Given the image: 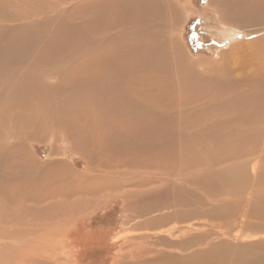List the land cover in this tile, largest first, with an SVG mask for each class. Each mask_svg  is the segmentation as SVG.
Wrapping results in <instances>:
<instances>
[{
    "label": "rangeland",
    "instance_id": "obj_1",
    "mask_svg": "<svg viewBox=\"0 0 264 264\" xmlns=\"http://www.w3.org/2000/svg\"><path fill=\"white\" fill-rule=\"evenodd\" d=\"M1 1L2 4L6 2L9 5H6L7 9L4 11L0 8V11L6 13H0L2 21L0 34H3L0 38L2 55H0V72L3 70L2 73H6V75L0 74V85L7 80L10 81L12 72H16L14 71L16 68L34 70L40 79L43 77L41 83L54 86L51 91L52 103L60 111L69 109L71 117L75 112L77 116L73 118H78L79 110L82 112L91 107L95 101L99 102V94L103 92L96 91L93 94L90 87H84L82 79L76 78L74 81L68 74L60 81L61 72L54 71V65L50 68L54 71L51 74L49 66H45V69L40 66V62L29 59L34 58L33 56L24 55V47L26 44L39 46L45 42L47 44L54 42L56 48L54 52L57 54L58 51L62 53L71 50L74 48L73 40L80 36L68 30V22L82 18L86 13H89L86 18L97 14L94 18L100 19L101 27L96 23L85 35L98 37L110 34L116 39V42L105 46L108 47L106 52L101 55L100 62L94 66L99 83L102 82L105 73L103 59L108 56L113 57L112 54L125 42L131 45L135 36L139 39L145 38L147 46H151L158 35L157 38L162 40L157 46H161L165 40L166 51L169 54L167 57L169 72L163 66L159 73L155 72L156 74L152 75L150 68L144 70V67L146 74L141 72L144 76L142 77L146 80L149 78L145 83L141 76L138 79L140 72L138 68H134V64L137 67L142 65L140 63L142 61L137 59L129 62V66L132 65V69L138 72L132 78L130 75H124L121 79L128 81L132 88L129 97L131 102L138 99L141 89H146L149 98H156L153 92H158L157 97L164 95L165 100L175 102L171 106L176 111L171 121L169 119L163 122L161 130H164L162 129L164 126L166 130L170 128L179 132L181 129L184 135L190 132L192 137L186 136L193 138L195 142L190 143L192 139L188 141L189 143L179 140V134L173 132L172 135L164 130L163 137L154 136L159 141L143 140L137 149L113 150L119 145L109 149L104 148L100 156L93 157L90 164V159L81 156L82 152L77 145L73 146L62 133L64 128L57 127L62 122L56 117L51 124L48 122L50 120L48 116L39 113L37 117L40 123L30 127L26 135L22 133L25 129L17 134L23 126L22 122H18L21 128L15 129L12 125L4 124L10 118L9 115L0 117V264H194L195 262L264 264V169H261L260 174L254 178L249 172L253 158H257L259 152L264 151V142L262 136L257 137L258 130L253 124L246 126L248 130L246 137H243V116L250 117L245 109V107L250 108L247 101L253 98L255 103L264 105V98L258 95L261 81L254 80H264V77H261L264 76V8H261L260 0L255 2L254 0H164L174 6L173 10L167 8V5L163 6L162 2L158 7L155 3L153 6L147 5L145 3L147 0H118L116 5H120L115 7L111 5V0H105L109 5L102 2L105 10L103 12L104 8L100 9L104 14L101 17H98V13L94 10L96 2L91 3L92 1L89 0L81 1V3L88 2L82 5L84 7L74 6V0H61L65 3L61 5H58V0H40L41 3L37 2L41 6L38 13L44 12L43 8L46 12L51 11L50 14H41V16L38 14L39 18H36V21H39L48 16L45 18L48 21L45 24L46 28L40 30L41 36L35 28H20L18 25L16 29L10 30V25H6L17 16L15 9H18L20 14L27 13L29 6L22 4L26 0ZM142 1L145 6L140 4ZM122 3L132 4V11L127 10L128 7H125V10ZM92 9L94 11H91ZM8 10L11 11L10 14H14H12L13 18ZM123 10L126 13H122ZM60 19L65 24L60 23ZM12 21L9 22L11 26L25 20ZM259 25V29L263 27L262 30L254 32ZM252 30L253 32L250 33L249 31ZM57 31L60 33L57 35L63 37L50 35L51 32L55 34ZM154 34L156 37L153 39ZM54 39H57V42ZM128 39L130 40L127 41ZM252 40L256 42L252 44ZM136 43L139 44L137 40ZM11 45H15V49ZM9 46L12 47V52L4 53L6 49L9 50ZM2 47H5V50ZM83 47L87 51L86 41ZM2 50L4 52H1ZM260 60L263 63H260ZM62 67H64L62 70L71 69L67 61L63 62ZM114 69L116 66L113 68L111 65L106 71L113 73ZM48 70L49 72H46ZM181 70L184 72L183 76L179 73ZM226 70L231 76L223 72ZM165 71L167 74H164ZM222 73L226 74L223 76ZM113 75L117 77L116 74ZM186 75L190 78L188 79ZM257 75H261L263 79L258 78ZM217 82L222 84L217 85ZM22 84L25 87L28 85L26 82ZM92 87L97 89L94 85ZM169 89L170 92H167ZM254 107L255 105H252L250 108L252 115L257 114L252 109ZM262 124L264 125V122ZM76 125L82 126L81 121L78 120ZM204 125L208 129L202 130ZM250 130L256 135L257 140L252 137L249 141ZM39 131L40 133L37 134ZM142 134H123L124 139H129L125 144L131 146V143ZM84 137L86 141V134ZM163 139L173 140L174 143L170 145L173 146L172 149L164 148ZM15 145L19 146L18 150ZM85 151L89 153L92 150L85 147ZM166 153L169 155L165 156ZM91 154H94V151ZM163 157L165 161L162 160L161 163L160 159ZM259 159L263 160L264 155L262 154ZM261 160L260 162L264 164V160ZM10 163H13V166ZM107 163L109 166L103 167ZM169 165L180 169L184 175V183L193 185V189L180 187V192L178 186L181 184L167 179L158 180L160 184H148V180L153 178L148 174L151 170L165 167L164 172H169L172 170ZM190 172L192 175L196 174L195 179L192 180L187 176ZM19 175L23 179H20ZM13 185L21 187L17 194L12 190ZM166 187H170L167 190L170 196L168 208L162 206L164 198L158 196ZM130 192L133 194H129ZM124 194L131 196L127 197ZM46 199H51V205H46L49 210H46L45 205L43 206ZM188 201L189 204H183ZM88 202H91L90 207H87ZM51 210L54 213L52 218L47 214ZM189 217L193 218L187 220ZM61 219H65L64 222ZM13 221L27 222V224L32 222L33 225L32 223L24 225L25 233L10 235L12 233L9 232V228L5 229L3 225ZM177 224L180 225L179 228L173 229L176 233L169 237L166 230L171 228L169 226ZM187 225H197L195 228L197 230L184 228ZM224 233L227 234V239L222 236ZM235 234L241 235L242 240L234 241L233 238L232 240L228 238L236 236ZM50 240L53 242L62 240L63 243L60 241L53 243ZM179 245H181L180 249L177 247ZM186 245L188 246L185 248ZM190 246L193 248L190 249ZM165 247L170 249V252L168 249L164 252ZM192 250L197 254L195 252L193 254Z\"/></svg>",
    "mask_w": 264,
    "mask_h": 264
},
{
    "label": "bare ground",
    "instance_id": "obj_2",
    "mask_svg": "<svg viewBox=\"0 0 264 264\" xmlns=\"http://www.w3.org/2000/svg\"><path fill=\"white\" fill-rule=\"evenodd\" d=\"M19 1V0H17ZM66 1V0H65ZM82 0H74V6H79L80 5H86V3H88L86 1V3H81ZM84 1V0H83ZM91 3H94L96 4L95 5V9L96 10L95 12L98 13V17H101L102 15H104L102 13V11H100L101 8H104L103 9V12L105 10V7L102 5V2H105L107 4V6L109 5L105 0H89ZM108 1V0H107ZM159 1V2H158ZM259 1V0H258ZM13 2V1H12ZM22 2V1H20ZM37 2H40V0H26L24 1L22 4L23 5H26V6H29V10H25L27 11V13H22L20 14L18 9H15V13H16V17L15 19H12L11 21L12 22H15L17 20H20V21H23L21 24L20 23H14L17 24L13 26H11L12 24H9V21L8 24L6 25H10L11 29H16V26H20V28H24V27H27L28 29H33L35 28L37 31L36 32H39V34L41 33L40 30H44V27L46 28V25L48 23V21L45 20V18H47L48 16H45V18L43 20H39V21H36L37 19L36 18H39L38 17V14H41L42 15H45V14H50L51 11L49 12H46V10L43 8L44 12H41V13H38V10L41 9V6L39 3ZM118 0H111V5H115L119 7V5H116L118 4ZM162 2L163 6H166L167 8H169L170 10H173L174 6H171L170 3H168L167 1H164V0H147L145 1V3L147 5H151L153 6L154 3L159 7L161 6L160 3ZM164 2V3H163ZM255 2V0H254ZM3 2L0 0V8H2L4 11L5 9H7L6 5V2H4V4H2ZM18 3V2H17ZM41 3V2H40ZM91 3H90V6H91ZM220 3V2H219ZM260 5H261V8L263 9L264 8V0H260ZM61 4H65L64 2H62L61 0H58V5H61ZM71 4V3H70ZM142 4L143 6H145V4L143 3H140ZM222 4V3H221ZM221 4H219L221 6ZM225 4V3H224ZM9 5V4H8ZM11 5V4H10ZM14 6V4H12ZM121 5L125 7H128L127 10H131V6L132 4H127V3H122ZM223 5V4H222ZM226 5H229V4H226ZM256 5V4H255ZM21 6V5H19ZM169 6V7H168ZM224 6V5H223ZM6 7V8H5ZM22 7V6H21ZM78 7V8H79ZM84 7V6H82ZM94 7V5H93ZM92 7V8H93ZM122 7V6H121ZM142 7V6H141ZM252 7V6H251ZM15 8V7H13ZM12 8V9H13ZM23 8V7H22ZM154 7H152L153 9ZM254 8V7H253ZM19 9H21L19 7ZM24 9V8H23ZM107 9V7H106ZM114 9V8H113ZM93 9L91 11H94ZM98 10V11H97ZM126 10V8H125ZM125 10L122 11V13L125 12ZM0 11L1 14H6L4 12ZM9 11V10H8ZM54 11V10H52ZM230 11V9H229ZM11 11H9V14H10ZM55 12V11H54ZM63 12V11H62ZM129 12V11H128ZM111 13V12H110ZM126 13V12H125ZM132 13V12H131ZM13 13H11L10 15L12 16L13 18ZM74 14V13H73ZM89 13H86V15L84 14V16L81 18H78L76 20H71L72 22H68V27H69V31L72 32L74 35H78L80 36L79 38H75L73 41H74V48L71 49V50H68V51H64L62 53H60L58 51V54L56 52H54V49H56L54 47L55 43L54 42H50L52 41V39H50V41H47V42H50L49 44H46L44 43L43 45H36L35 46H32V45H23L25 46L24 47V55H26L27 57L29 56H33L34 58H29V59H35V61L37 62H40V66L42 65L43 67L45 66H49V69L52 68V66L54 65L55 68L53 69L54 71L55 70H59L61 72V74L59 73L60 77V81L62 78H65V76L68 74V76L70 75V77L72 79H82L83 80V85L85 88L87 87H90L91 91L93 94L96 93V91L99 93V92H103V93H100V98H99V102L98 101H95L93 104H91V107H88L87 109H84L82 112L81 110L80 111V114H78V118H73L74 116H77L76 113H72L73 116L71 117L69 115V109H61L62 111H60V109H58L56 107V105H54L52 103L53 99H52V95H51V91L52 89L54 88V86L52 87L51 85L49 84H46V83H41L40 80H44V79H40V76L38 74H36V72L34 73V70L31 71V70H28V69H21L20 67L19 68H16L14 71L16 72H12V76L10 78V81L8 82L5 81L3 84L0 85V117H5V115H9V119H7L4 124L5 125H9L15 129H20L21 128V124L18 123V122H22L23 123V126L20 130L17 131V134H20L23 130L25 129L22 133H24L26 135V133L28 132L29 129H31L30 127H33L34 125H37L40 123V120L39 118L37 117V115L39 116V113H44L46 116H48V118L50 119L48 122H53L54 118L56 117L60 122H62L61 124H59L57 127H60V128H64L62 130H64L62 133L71 141V144H73V146L77 145V148L79 150H81V156L85 157V158H89V162L90 164H92V159L93 157L96 158L97 155L100 156V152L104 149V148H107L109 149L110 147L112 146H115V145H119L118 147H116L115 149L113 150H129V149H137V147H139V144L144 140H148L149 142H154L158 139H155L154 136H157L159 138L163 137L164 136V132L167 131L169 132L170 134L174 135L173 132H175V134H179L180 137H178L179 140H185L187 143H189L192 139V142L190 143H194L195 141L193 140V138H188L186 135H190L191 133L190 132H187L189 134L186 133V135H184V132L180 129L179 132L178 131H175L173 129H170L168 128L167 130L165 129V127L163 126L162 129L164 130H161V125L163 124V122H166L167 120L171 121V118H172V115L173 113L176 111L175 108L172 105L175 104V102H170V101H167L165 100L163 97L160 95L159 97H157V94L158 92H153V95L156 96V98H149L147 95H146V92L145 90L146 89H141L138 93V99L135 100V102H131L129 100V97H130V94H131V91H132V88L129 84L128 81H124V79H121V76H124V75H130L132 78L134 76V74L136 72H140V75L138 77V79L140 78V76L142 77L143 74H144V70L147 69V67H149L152 71V73L150 74H156L155 72H158L159 73V70H161L164 66V68L169 72L170 70V67H169V63H168V55L167 54V51H166V45L163 41L162 45L161 46H157L158 43H160V41L162 40V38H157L156 35L153 36V39L154 37H156L154 40H153V43L151 44V46H147L146 42L144 39H139L138 36H135L134 39H132L131 41V45L130 44H122L123 46H120L119 49H117L113 54L112 56L113 57H106L104 60V75L102 77V82L99 83V78L98 76H95V72H94V66L100 62V60L102 59L101 58V55L103 53L106 52L107 48L108 47H105V46H109V44L111 43H114L116 42V39L113 35H99L98 37H94V36H86V32L89 31L88 29H91L93 25H95L96 23H98L99 27L100 26V19H96L94 18L97 14L95 15H91L89 16L88 18H86V16L88 15ZM117 14V13H116ZM27 15H30L29 17H27ZM264 15V14H263ZM148 16V15H147ZM221 16V15H220ZM236 16V15H235ZM21 17V18H19ZM66 17V16H65ZM119 17V16H118ZM122 17V15L120 16V18ZM2 18V17H1ZM35 18V19H34ZM64 19V18H63ZM67 19V18H66ZM70 19V18H68ZM123 19V18H122ZM135 19V18H134ZM3 20V19H2ZM8 20V19H7ZM62 19H60V23ZM65 20V19H64ZM124 20H126L124 18ZM68 21V20H67ZM4 22V21H3ZM19 22V21H18ZM115 22V21H114ZM0 23H2L1 19H0ZM26 23V24H25ZM63 24H65V22H63ZM67 24V23H66ZM260 24V23H259ZM263 24V23H262ZM5 24H3L4 26ZM96 25V26H98ZM115 25L112 24V27ZM1 27V26H0ZM62 27V26H60ZM260 25L256 28L257 31L254 30V32H258V31H261L262 28H260ZM8 28L6 27V30ZM64 29V28H63ZM140 28L138 27V30ZM142 29V28H141ZM264 29V28H263ZM2 31V28L0 29ZM18 30V29H17ZM22 30V29H20ZM24 30V29H23ZM58 30V29H56ZM136 30V28H135ZM148 30V29H147ZM137 31V30H136ZM135 31V32H136ZM13 32V31H12ZM19 32V31H18ZM35 32V33H36ZM61 32V31H60ZM66 32V31H65ZM245 32V31H244ZM250 33L253 32L252 31H249ZM5 33V32H4ZM31 33V31H30ZM44 33V32H43ZM48 33V32H47ZM60 34L59 31H57L55 34H53L52 32L50 33L51 36ZM89 33V32H88ZM87 33V34H88ZM246 33H248L246 31ZM5 34H8V33H5ZM34 34V33H33ZM62 34V33H61ZM90 34V33H89ZM143 34V33H142ZM142 34H140V36H143ZM153 34V33H152ZM165 34V33H164ZM258 34V33H256ZM11 35V34H10ZM13 35V33H12ZM32 35V33H31ZM36 35V34H35ZM260 35V34H259ZM3 36V34L1 33L0 34V38ZM21 36V35H20ZM34 36V35H33ZM39 36V35H38ZM41 36V34H40ZM44 36H46L44 34ZM58 38L61 37L59 35H57ZM149 36V35H148ZM258 36V35H257ZM264 36V35H263ZM22 37V36H21ZM63 37V36H62ZM260 37V36H259ZM261 37H262V34H261ZM261 37H260V41H261ZM12 38V36H11ZM57 38V39H58ZM258 38V37H257ZM21 39V38H20ZM26 39V38H25ZM33 39V38H32ZM31 39V40H32ZM44 38H42L43 40ZM57 39H54L55 42H57ZM69 39V38H68ZM89 39V40H88ZM131 39V38H130ZM130 39H128L127 41H129ZM6 40V39H5ZM13 40H15L13 38ZM60 40V39H58ZM136 40L139 42V44L136 43ZM251 40V39H250ZM254 40V39H253ZM252 40V44L255 43L256 41H253ZM9 41V40H8ZM24 41V40H23ZM34 41V40H33ZM87 42V51L84 49L83 47V43L84 42ZM19 42V41H18ZM17 42V43H18ZM35 42V41H34ZM39 42H42L43 41H39ZM13 43V42H11ZM41 43V44H42ZM16 44V43H15ZM135 44V45H134ZM137 44V45H136ZM17 47L18 44H16ZM12 46V45H11ZM9 46V50L8 49H3L5 50V52L2 50L1 52H4V53H9V52H12V47L13 49H15V45L14 46ZM226 48V47H225ZM264 48V47H263ZM46 50H52L53 52H48ZM263 50V49H262ZM15 51V50H14ZM18 51V50H17ZM16 51V52H17ZM33 53V55H31ZM13 54V53H12ZM48 54V55H47ZM1 55V54H0ZM2 56V55H1ZM4 57V56H3ZM261 58V57H260ZM141 60L142 62H140L142 65L140 67H137L136 64H134V68H138V71H135L132 69V65H130L129 62H133L135 60ZM243 59V58H242ZM248 59V58H247ZM31 60V61H32ZM138 60V61H139ZM26 61V60H25ZM69 64V67L71 66V69L70 71L66 70H62L64 69L63 66V62H66ZM246 61V60H245ZM248 61V60H247ZM261 61V60H260ZM36 62V63H37ZM52 63V64H51ZM260 63H263L262 61ZM47 64H50V65H47ZM256 64V63H255ZM259 64V63H258ZM36 65V64H34ZM112 65V67L114 68V66H116V69H114V72L111 73L110 71H106V69H109L110 66ZM41 66V67H42ZM261 67V64L259 65ZM145 67V69H144ZM178 67V66H177ZM175 68V67H174ZM180 68V67H179ZM259 68V67H258ZM264 68V67H263ZM46 69V67H45ZM144 69V70H143ZM187 69V68H185ZM184 69V70H185ZM248 69V68H247ZM53 70L50 69V73L52 74V72H54ZM133 70V71H132ZM154 70V71H153ZM225 70V69H223ZM228 70V69H227ZM226 71H223V72H226L228 74V72ZM258 72L259 69H257ZM1 71V70H0ZM187 71V70H186ZM248 71V70H247ZM250 71V70H249ZM3 72V70H2ZM0 72V74L2 73ZM6 72V71H4ZM10 72V71H9ZM46 72H49L46 71ZM143 72V74L141 73ZM179 73L181 74V76L184 75V72L181 70L179 71ZM226 73H222L223 76L224 74ZM3 75L6 73H2ZM113 74H116L117 77H115ZM146 74V72H145ZM161 74V72H160ZM164 74H167V72L165 71ZM191 74V73H190ZM188 73V75H190ZM11 75V74H10ZM54 75V74H53ZM187 76V78L190 76ZM192 75V74H191ZM230 75V73L228 74ZM227 75V76H228ZM232 75H233V72H232ZM259 75V74H258ZM257 75V76H258ZM147 76V75H146ZM180 76V75H179ZM180 76V77H181ZM216 76V75H215ZM231 76V75H230ZM229 76V77H230ZM235 76V75H234ZM233 76V77H234ZM261 76V75H260ZM258 76V78H261V77H264V76ZM104 77L106 79H104ZM144 77V76H143ZM142 77V79H143ZM150 77V76H149ZM226 77V76H225ZM243 77V76H242ZM9 78V77H8ZM123 78V77H122ZM188 78V79H189ZM217 78V77H216ZM238 78V77H237ZM250 78H251V75H250ZM256 78V77H255ZM149 78L146 79H143V81L145 83H147L146 81H148ZM151 79V78H150ZM176 79V78H175ZM186 79V78H185ZM192 79V78H191ZM227 79V77H226ZM234 79V78H233ZM253 79V78H251ZM263 79V78H261ZM128 80V79H127ZM146 80V81H145ZM168 80V79H167ZM240 79H238L239 81ZM243 80V79H242ZM248 80V78H247ZM254 80H259L261 81L260 83V89L258 90V95H260L262 98H264V80H260V79H254ZM1 81V80H0ZM181 81V80H180ZM194 81V80H193ZM191 81V82H193ZM235 81V80H234ZM241 81V80H240ZM22 82H26L28 83V85H26L27 87L23 86ZM142 82V81H141ZM170 81H168L169 83ZM176 82V81H175ZM225 82H228V81H225ZM225 82H223L225 84ZM243 82V81H241ZM248 82V81H247ZM167 83V82H166ZM171 83V82H170ZM218 83H221L222 82H217V85ZM245 83V81H244ZM250 84V83H248ZM96 86V88L92 87V86ZM162 85V84H161ZM175 84H173L174 86ZM196 85V84H195ZM220 85V84H219ZM227 85V84H225ZM258 86V87H259ZM224 87V86H223ZM249 87V86H248ZM220 88V87H219ZM227 88V87H226ZM241 88V87H239ZM246 88V87H245ZM243 88V89H245ZM161 89V88H160ZM159 89V91H160ZM178 89V88H177ZM218 89V88H217ZM240 90V89H239ZM245 91V90H244ZM167 92H170V89L167 90ZM228 92V91H227ZM170 96V95H169ZM176 96V95H175ZM245 97V96H244ZM249 97V96H248ZM55 98V97H53ZM246 98V97H245ZM56 99V98H55ZM108 100V102H107ZM110 100V101H109ZM247 101V98L246 100ZM55 102V101H54ZM107 102V103H106ZM168 102H170L168 104ZM262 103V102H261ZM239 104V103H238ZM263 104V103H262ZM262 104H258V103H255L253 101V98H250L248 101H247V105L250 106V108L252 107V105H255L254 109L255 112L257 113L256 115H252L250 114L252 111L250 108H246V114H248L250 117L244 115L243 116V137H246V133H247V130L248 128L246 126H250L251 124H253V126L258 130V132H256L257 134V137H261L263 138V142H264V125L262 124L264 122V105ZM170 105V106H168ZM79 109L81 108V106L79 107L78 105H76ZM87 107V106H86ZM218 107V106H217ZM168 108V109H167ZM173 108V109H172ZM181 109V108H180ZM170 110V111H168ZM197 111V110H196ZM253 111V113H255ZM50 113V115H49ZM167 113V114H165ZM172 113V114H171ZM42 116H40L41 118ZM43 118V117H42ZM44 119V118H43ZM78 120L81 121V125L82 126H79V125H76L75 126V123L78 122ZM225 120V118H224ZM43 121V120H42ZM222 121V120H221ZM45 122V120H44ZM218 122V121H216ZM15 124V125H14ZM211 124V123H210ZM14 125V126H13ZM42 125V124H41ZM64 125V126H63ZM218 125H221V124H218ZM80 128H79V127ZM224 126V125H223ZM222 126V127H223ZM5 127V126H4ZM10 127V128H12ZM35 127V126H34ZM40 127V126H39ZM197 129V128H196ZM202 130L203 129H208L205 125L202 126L201 128ZM4 131L6 130L5 128L3 129ZM13 131H15L14 129H12ZM58 130V129H57ZM171 130V132H170ZM194 130V129H193ZM12 131V132H13ZM60 131V130H59ZM67 131L71 132L72 134H69ZM5 133V132H4ZM40 131L37 133L39 134ZM82 133H84V135H82ZM125 133H133V134H142V136H139L136 138V141H131V146H128L125 144V142H128L129 139H124L123 137V134ZM35 134V135H37ZM62 134V135H63ZM87 136V139L86 141L83 139V137ZM167 135H169L168 133H166ZM193 134V133H192ZM24 135V136H25ZM198 135V134H197ZM197 135H194V136H197ZM19 136V135H18ZM192 137V135H190ZM4 137V136H3ZM170 137V136H169ZM187 137V138H186ZM212 137V136H211ZM252 137H255L256 140H257V137L254 133L251 132L250 130V135L248 136V139L249 141L250 138ZM85 138V137H84ZM177 138V137H176ZM200 138V137H199ZM215 138V137H214ZM218 138V137H217ZM1 139V137H0ZM16 139V138H14ZM19 139V138H17ZM133 139V138H132ZM130 139V140H132ZM159 141V140H158ZM164 141V144H165V147H172L173 146H170L172 145L174 142L173 140H166V139H163ZM189 141V142H188ZM81 144H82V147H81ZM178 144V142H177ZM156 145V144H155ZM161 145H163L161 143ZM21 146V145H20ZM156 146H159L158 144ZM19 146H16L15 145V148L16 150H18ZM85 147L89 148L90 150L94 151V154H91L92 151H89V153H87L85 151ZM161 147V146H160ZM180 147V146H179ZM8 148H12V147H8ZM21 148V147H20ZM76 148V147H75ZM153 148V147H152ZM14 149V147L12 148ZM146 149V148H145ZM161 149V148H160ZM170 149V148H169ZM251 149V148H250ZM261 149V148H259ZM8 150V149H7ZM167 151V149H165ZM254 151V149H252ZM262 150V149H261ZM4 151V150H3ZM10 151V150H9ZM111 151V150H109ZM165 151V152H166ZM169 151V150H168ZM260 151V150H259ZM258 151V152H259ZM8 152V151H7ZM146 152V151H145ZM2 153V152H1ZM143 153V152H142ZM170 153V152H168ZM166 153L167 155L165 156H168L169 154ZM254 152H252L253 154ZM256 153V152H255ZM4 154V153H3ZM251 154V155H252ZM260 155H258L257 158H253L252 160V163H251V166H250V171L251 172V175L254 177H257L260 172H261V169H264V164L262 162H260L261 159H259L261 157V155L263 154L264 155V151L262 152H259ZM105 155V154H104ZM246 155H249V153H246ZM103 158V157H102ZM161 160V163H162V160L165 161V158L163 157ZM159 160V161H160ZM264 160V159H263ZM261 160V161H263ZM3 161V160H2ZM102 161V160H101ZM158 161V163H159ZM103 162V161H102ZM101 162V164H102ZM217 162V161H216ZM165 163V162H164ZM164 163L162 165H164ZM12 164L13 166V163H10ZM110 164V162H109ZM217 164V163H216ZM25 165V164H24ZM23 165V166H24ZM89 165V164H88ZM111 165V164H110ZM158 165V164H157ZM15 166V165H14ZM90 166V165H89ZM108 163L106 166H103V167H106L107 168ZM140 166V165H139ZM170 167H172L171 169L172 170H169V172H164L165 171V167L162 168V169H156L154 168V170L149 174L150 177H153L152 179L148 180V184H151V183H159L158 180H162V179H167L173 183L175 182H178L179 184H181L179 187L178 190H180L181 192V188L184 187L185 188H192L191 185H189L188 183H184V180H183V173L181 172L180 169H176L173 168L174 166H171L169 165ZM193 166V165H192ZM134 167H137V166H134ZM5 168V167H4ZM25 168H28V167H25ZM92 168V167H91ZM150 168H152V166H150ZM158 168V167H157ZM168 168V167H167ZM7 169V168H6ZM170 169V168H169ZM10 170V168L8 167V171ZM25 170V169H24ZM183 170V169H182ZM216 170V169H215ZM144 171V170H143ZM184 172V171H183ZM245 172V171H244ZM144 174H146L145 172H143ZM194 173V172H193ZM213 173V171H212ZM14 174H15V171H14ZM154 174V175H153ZM184 174H188V173H184ZM191 172L189 173V175H187L188 177H190L192 180L196 178V174L194 173L193 175L191 174ZM224 175V174H223ZM21 177V175H19ZM186 176V175H185ZM211 176V175H210ZM26 179H28L27 177H25ZM20 179H23L22 177ZM131 180V179H129ZM128 181V180H127ZM195 182H198L196 180H194ZM221 181V180H220ZM139 182V181H138ZM136 182V183H138ZM189 182V181H187ZM214 182V181H213ZM132 183V182H131ZM190 183V182H189ZM258 183V182H257ZM147 184V185H148ZM160 184V183H159ZM166 184V183H165ZM191 184V183H190ZM194 184V183H193ZM19 185V184H18ZM21 187H22V184H20ZM173 186V185H171ZM170 186V187H171ZM203 186V185H202ZM21 187H17L16 185H13V191L17 194L18 190L21 188ZM170 187H166L164 188L163 192H160L158 194L159 197H163L164 200L162 201L164 208H168V203H169V194L167 192L168 188ZM210 187H208L209 189ZM31 189V188H30ZM193 189V188H192ZM183 190V189H182ZM186 191V190H185ZM189 191V190H188ZM216 191V190H215ZM126 192V191H125ZM194 192V191H193ZM79 193V192H78ZM110 193V192H109ZM34 194V193H33ZM129 194H133V193H129ZM182 194V193H181ZM207 194V193H206ZM70 195V194H69ZM73 195V194H72ZM112 195V194H110ZM126 195V194H124ZM15 195H12V197H14ZM52 196V195H51ZM57 197V195H55ZM54 196V197H55ZM108 197H110L109 195H107ZM127 196V195H126ZM125 196V197H126ZM131 196V195H129ZM127 196V197H129ZM145 196V195H144ZM258 196V194H257ZM11 197V198H12ZM174 197V195L172 196ZM51 198V197H50ZM59 198V197H58ZM154 198V197H153ZM187 198V197H186ZM130 199V198H129ZM185 199V198H184ZM60 200V199H58ZM62 201V200H61ZM60 201V202H61ZM191 201V200H189ZM189 201L188 202H183L184 203H188L189 204ZM58 202V201H57ZM56 202V203H57ZM194 202V201H193ZM192 202V203H193ZM54 202V204H56ZM181 203V202H180ZM191 204V203H190ZM46 206V205H51V199H46L45 203H43V206ZM58 205V203H57ZM192 205V204H191ZM91 206V202H88V206L87 207H90ZM189 206V205H188ZM47 207V206H46ZM85 207V209L87 208ZM247 207V206H246ZM44 208V207H42ZM52 208V207H51ZM184 208V207H183ZM174 209H176L174 207ZM185 209V208H184ZM46 210H49L48 207ZM87 210V209H86ZM53 210L51 211H48L49 213V216L50 218L53 217L54 213L52 212ZM165 212V211H163ZM155 213V212H154ZM71 214V213H70ZM46 215V214H45ZM46 217V216H44ZM71 218V217H70ZM70 218H67V219H70ZM193 218V217H192ZM192 218H188L187 220L189 219H192ZM3 220V219H2ZM65 219H61V221H63ZM14 222V221H13ZM10 222L4 226V228L8 229L10 233V235H17V234H22V233H25L26 230H24V225H29L27 224V222H21V221H17V222ZM64 222V221H63ZM67 223V222H66ZM65 223V224H66ZM174 223V222H173ZM183 224V223H182ZM187 224V223H186ZM33 225V223H32ZM30 225V226H32ZM174 226V225H173ZM169 226L171 228L167 229L166 230V234L169 235H172V234H175L176 231H173L174 228L178 229L180 225H176V226ZM184 228H187L189 230H197L195 228H197V225H187L185 226ZM43 229V228H42ZM202 233V232H201ZM207 233V232H206ZM203 234H205L203 232ZM218 234V233H216ZM223 234V233H222ZM244 234V233H243ZM206 235V234H205ZM227 234L224 233V235L222 236H225V239H227L226 237ZM236 235V234H235ZM245 235V234H244ZM243 235V237H244ZM207 236V235H206ZM209 236V235H208ZM168 237V236H167ZM202 237H205V236H202ZM211 237V236H209ZM214 237V236H213ZM218 237V235H217ZM232 240L235 241V240H242V236L237 234L236 236H230L228 237ZM179 239V238H178ZM220 239V237H219ZM224 239V238H223ZM169 240V239H168ZM209 240V239H208ZM210 240H212L210 238ZM51 242H53V240H50ZM60 241V240H58ZM58 241L56 242H53V243H57ZM167 241V240H166ZM177 241V240H176ZM199 241V240H198ZM216 241V240H215ZM37 242V241H36ZM61 243H63V241L61 240L60 241ZM206 242V241H205ZM207 243V242H206ZM46 245V243H44ZM165 244V242H164ZM168 244V243H167ZM221 245V243H220ZM55 246V245H54ZM173 246V245H172ZM188 245L185 246V248L187 247ZM205 246V245H204ZM9 247V246H8ZM153 247V246H152ZM155 247V246H154ZM169 247V246H168ZM179 249L181 248V245L177 246ZM192 246H190V249H191ZM175 247L173 246L172 249H174ZM193 248V247H192ZM196 248V247H195ZM165 249V250H164ZM164 252L167 251L166 247L164 248ZM171 249V251H173ZM34 250V249H33ZM162 250V251H163ZM170 249H168V252ZM176 250V249H175ZM198 250V249H197ZM161 251V252H162ZM182 251V250H180ZM184 251V250H183ZM182 251V252H183ZM193 251V250H192ZM200 251V250H199ZM189 252V251H188ZM187 252V253H188ZM197 254L196 251H193V254ZM186 253V252H185ZM186 253V254H187ZM182 254V253H181ZM11 255V254H10ZM194 256V255H193ZM189 258V257H186V259ZM181 259H184L181 257ZM207 259V258H206ZM182 261V260H181ZM210 262V260H209ZM197 263V262H195ZM194 263V264H195ZM205 262H203L204 264ZM198 264V263H197ZM207 264V263H206Z\"/></svg>",
    "mask_w": 264,
    "mask_h": 264
}]
</instances>
